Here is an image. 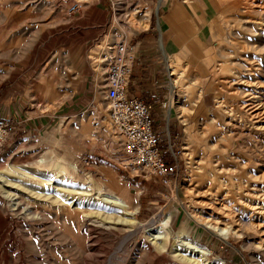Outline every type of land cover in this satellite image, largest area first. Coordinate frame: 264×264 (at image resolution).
<instances>
[{"label":"rangeland","instance_id":"374dc122","mask_svg":"<svg viewBox=\"0 0 264 264\" xmlns=\"http://www.w3.org/2000/svg\"><path fill=\"white\" fill-rule=\"evenodd\" d=\"M180 1L215 22L214 55L204 79L191 77L182 62L170 63L179 104L161 127L178 132L172 140L181 170L168 189L147 187L122 168L100 65L110 42H128L148 26L151 11L153 29L162 31L161 0L150 7L114 0L110 22L98 26L102 36L92 38L81 17L87 0H0V118L15 122L0 144V264H192L149 250V234L138 224L158 211L172 213L170 247L176 243L174 251L193 264H264V226H257L264 213L254 209L264 207V133L243 119L241 106L244 90L258 84L264 97V0ZM75 4L80 11L71 14ZM161 144L167 148L166 139ZM117 194L138 206V224H117L127 217L103 201ZM9 195L25 204L49 197L35 221L13 212L17 201ZM184 210L230 228L228 239L197 226ZM89 233L99 235L104 253L84 261ZM186 241L206 248L209 260L185 251Z\"/></svg>","mask_w":264,"mask_h":264},{"label":"crops","instance_id":"0c3cea01","mask_svg":"<svg viewBox=\"0 0 264 264\" xmlns=\"http://www.w3.org/2000/svg\"><path fill=\"white\" fill-rule=\"evenodd\" d=\"M141 1V4L145 3L147 7H150L154 2V0ZM111 5L115 6L114 0H87L81 17L84 18L83 21L87 25L89 38L102 36V33L98 31V26L101 25V22H110ZM163 5L159 19L162 31L158 33L153 29L154 27L151 24L154 14L151 11L148 26L133 34L128 42H126L129 43V49L134 57L131 73L128 78L127 96L128 98H139L147 105L152 106L154 129L160 141L159 148L163 151L164 159L167 162H173L174 154L176 153L174 151L172 134L176 141L178 132L176 129L171 131L169 126L164 129L161 127L164 124L166 125L164 121L167 123L171 122V116L175 109L173 108L168 113L167 110L160 106V103L167 99L169 93L168 62L166 56L174 65L182 62L189 69L191 77L204 79L209 76L208 64L206 62L207 60L211 61V56L214 55L211 45L215 37V22L209 18L206 12L203 15H199L195 5H188L180 0H168ZM161 41H163L164 49L161 47ZM110 44L106 53L103 54L105 58L100 62V65L104 67V78L101 82L103 94H105L107 59L111 55L112 46L115 44V41H111ZM209 95L212 96L211 93ZM205 106L207 107L206 104ZM30 129L32 132L35 130ZM165 129L167 134L163 138L164 135L161 133H164ZM168 137H170L172 149L168 146ZM162 139H166L167 148L162 146ZM123 153L124 145L123 152L119 154L121 158ZM144 180L147 187L158 184L160 186L161 184L158 178Z\"/></svg>","mask_w":264,"mask_h":264},{"label":"built area","instance_id":"2783aa9c","mask_svg":"<svg viewBox=\"0 0 264 264\" xmlns=\"http://www.w3.org/2000/svg\"><path fill=\"white\" fill-rule=\"evenodd\" d=\"M71 14L80 11L79 4L70 9ZM134 57L129 46L120 41L112 46L105 70V99L109 111L110 124L124 145L121 166L134 176L146 180L158 178L166 188L177 186L180 176V163L174 154V161L167 162L159 148V137L154 129L152 106L139 98H128V78ZM170 91L160 106L169 113L179 104V96L173 72L168 65ZM174 81V82H172ZM172 86V88H171ZM15 122L10 118H0V144L14 129ZM168 146L172 149L170 137Z\"/></svg>","mask_w":264,"mask_h":264},{"label":"bare ground","instance_id":"6f19581e","mask_svg":"<svg viewBox=\"0 0 264 264\" xmlns=\"http://www.w3.org/2000/svg\"><path fill=\"white\" fill-rule=\"evenodd\" d=\"M167 0H161L160 2V6L162 4H164ZM251 3V1H250ZM258 4V3H257ZM259 5V4H258ZM176 6V5H175ZM186 9V8H185ZM261 10V9H260ZM147 22H148V19H146ZM172 20V19H171ZM178 22V21H177ZM145 25H146V22H145ZM148 25V24H147ZM146 25V26H147ZM145 26V27H146ZM161 26V22H159V27ZM164 39V38H163ZM165 41V40H164ZM162 43V49H164V44H163V41H161ZM165 53V52H164ZM171 58V57H170ZM166 59H167V62H168V65L170 66L171 68V62L169 61V58L166 56ZM250 60V59H249ZM252 60V59H251ZM250 60V61H251ZM166 62V63H167ZM218 64V63H217ZM246 67V66H245ZM250 69L251 66H249ZM248 68V66L246 67ZM219 69V68H218ZM249 69V70H250ZM255 69V68H253ZM247 71V69L245 70ZM257 71V70H256ZM248 73L250 71H247ZM252 73V71L250 72ZM253 74V73H252ZM256 75V73H254ZM173 75H175L173 73ZM176 76V75H175ZM238 76V75H237ZM254 77V76H253ZM258 77V76H257ZM175 79V78H174ZM173 79V80H174ZM240 79H243V78H240ZM256 79V78H255ZM239 80V79H238ZM257 80V79H256ZM175 81V84L177 85V81ZM172 81V82H174ZM231 81V79H230ZM241 81V80H239ZM238 81V82H239ZM247 80L244 81V83H246L247 85H251L248 83V81L246 82ZM252 81V80H251ZM254 81V80H253ZM250 82V81H249ZM257 82V81H256ZM260 82V81H259ZM233 83V82H232ZM242 83V84H244ZM255 83V82H254ZM244 84V85H246ZM257 84V83H256ZM261 84V83H260ZM243 85V86H244ZM253 85V84H252ZM259 85V84H258ZM258 85L256 87H251L250 89H246L244 90L245 92H243L242 94H244V101L241 102L243 103L241 106L244 107V110H245V121H249L250 125L252 126V128L255 130V131H258V132H261V133H264V97H263V92L261 90L260 87H258ZM263 85V84H262ZM228 86V85H227ZM255 86V85H254ZM234 87V86H233ZM232 87V89L234 90V88ZM248 87V86H247ZM230 88V87H229ZM244 88V87H243ZM178 89V87H177ZM238 90V89H237ZM233 92V91H232ZM231 92V93H232ZM240 92V91H239ZM262 92V93H261ZM235 93V92H233ZM216 101V100H215ZM241 101V100H240ZM239 102V101H238ZM223 103V102H222ZM240 103V104H241ZM239 104V103H238ZM224 105V104H223ZM222 106V105H221ZM182 109H184V107H182ZM185 110V109H184ZM230 111V109H229ZM228 112V111H227ZM232 112V111H231ZM236 115V113H235ZM233 116V115H232ZM239 116V115H237ZM236 116V117H237ZM231 117V115H230ZM235 117V116H234ZM241 117V115H240ZM244 117V116H243ZM235 119V118H234ZM233 119V120H234ZM240 120V118H239ZM232 121V120H231ZM236 121V120H234ZM246 122V123H247ZM230 123V122H229ZM244 123V122H243ZM248 124V123H247ZM249 125V124H248ZM262 136V135H261ZM188 145V144H187ZM188 148V147H187ZM187 150V149H186ZM191 150V149H190ZM189 150V151H190ZM203 153V152H202ZM190 154H192V152H190ZM189 155V153H188ZM199 158V157H198ZM198 164V163H197ZM198 166V165H196ZM202 171V169H201ZM251 174V173H250ZM45 181V180H44ZM190 182V181H189ZM202 182V181H200ZM47 186L49 185H52L51 183V180H49V182L46 181ZM53 189V188H52ZM54 190V189H53ZM192 191V190H191ZM209 193V192H208ZM251 194V193H250ZM249 194V195H250ZM248 195V194H247ZM255 196L257 198H260L259 197V194H252L251 196ZM261 196H264V193H262ZM12 197V198H11ZM13 197H15V195H9V198L10 200L13 199ZM45 199H47L49 196H43ZM17 198L19 197H15L13 199L17 201ZM42 198V197H41ZM40 198V199H41ZM32 199V198H31ZM44 199V200H45ZM44 200H41L39 201L38 199H34V202H28L27 204H25V202L23 200H19L15 203L12 204V211L13 212H17V213H22L23 211L25 213H28V215H32L31 219L32 220H35V221H38L39 220V216L38 217H35V215H39L40 213V209H39V206L40 205H43V202ZM39 201V202H38ZM105 202V204L109 205L111 208H115L119 211H121L123 213V216L127 217L126 219L125 218H117V224L119 223L120 225H128L129 227H132L133 225L135 224H138L139 221L137 220L136 218V215L138 214V206L137 207H133L126 199L120 197L118 194L117 196L113 195V196H109L107 199H104L103 200ZM52 203V202H51ZM211 204V203H210ZM51 205V204H50ZM247 205V204H246ZM79 206V205H78ZM252 206V205H251ZM10 207V206H9ZM11 207V208H12ZM41 207V206H40ZM67 208V207H66ZM69 208V207H68ZM67 208V209H68ZM64 209V208H63ZM70 209V208H69ZM254 209H256L259 214L260 213H264V207L263 205L260 206L258 203L254 206ZM12 212V213H13ZM72 212V211H71ZM185 214L194 221V223L197 225V226H200L201 228L205 229L206 231L212 233V234H216L217 236H220V237H223L225 240L228 239V236L230 234V232L232 231L230 228H227L225 227V229H218V226H216V224H213L212 222H208V221H205L204 219H201L200 216H198L197 214L195 213H188L186 210H184ZM157 213V212H156ZM73 214V213H72ZM16 215V214H14ZM122 215V214H121ZM109 217V216H108ZM17 219V218H16ZM174 221V217L172 215L171 212H168L166 213L165 211H158L157 214H155L147 223H139L138 226L140 227H143V229L145 230L146 233L149 234V245H150V248L149 250H158L159 252H164V251H167V252H170L171 254H173L174 258H177L178 260L180 261H184L186 263H194L195 260L191 259V258H187V256H184L180 253H178L179 251H174V245L176 243H172L174 244L173 247L171 248L170 247V240L173 239L174 237V234L171 230H168L167 226L168 224L172 223ZM215 222V221H214ZM253 223V222H252ZM102 225V224H101ZM218 225V223H217ZM253 225V224H252ZM93 226H95V224H93ZM257 226H259V228L261 229V226H264V221L260 222L259 224H257ZM103 227V226H102ZM140 227V228H141ZM98 228V227H97ZM92 229V228H91ZM108 229V227H107ZM135 229V228H134ZM89 230V229H88ZM106 231V230H105ZM90 232V231H89ZM109 232V231H108ZM216 232V233H215ZM238 233V232H237ZM236 232L234 234H237ZM173 234V235H172ZM89 236H91V245L87 246L85 244H83L84 247H82L81 245V251L82 253L84 254V261H87L88 259H92V258H99V256L101 257V255H103V251L100 250L98 248L99 244H100V239H99V235L95 234V233H89L88 234ZM131 235V233H126L124 235H122L121 237L124 238L125 240ZM237 236V235H236ZM90 239V238H89ZM126 242V241H125ZM182 243V242H181ZM181 245V244H180ZM179 245V247H180ZM185 245H186V248H184L185 251H189L188 253H191L193 254V256H197V258H200V259H204V260H209V252L206 248H204L203 246H200L199 244H193L191 242H185ZM177 247V246H175ZM183 247V246H182ZM13 250V249H12ZM105 251V250H104ZM183 251V250H182ZM166 252V253H167ZM176 252L178 254H176ZM196 258V259H197ZM99 260V259H98ZM86 263V262H85ZM218 264H224L223 261H219Z\"/></svg>","mask_w":264,"mask_h":264}]
</instances>
